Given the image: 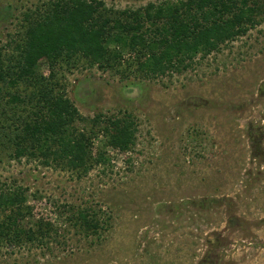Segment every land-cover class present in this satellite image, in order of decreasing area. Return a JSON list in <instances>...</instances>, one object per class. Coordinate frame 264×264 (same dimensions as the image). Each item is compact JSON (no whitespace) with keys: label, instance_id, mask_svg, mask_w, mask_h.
<instances>
[{"label":"rangeland","instance_id":"1","mask_svg":"<svg viewBox=\"0 0 264 264\" xmlns=\"http://www.w3.org/2000/svg\"><path fill=\"white\" fill-rule=\"evenodd\" d=\"M48 1L0 0V46ZM103 1L122 11L165 0ZM258 20L191 68L155 78L138 72L136 52L115 45L120 57L109 65L43 61L40 73L78 108L82 132L131 115L136 142L128 153L108 149L109 164L87 174L0 153V189L25 190L21 227L54 230L35 244L0 235V264H264V15ZM79 210L101 222L97 233L75 225ZM9 216L17 219L15 209L0 212V223Z\"/></svg>","mask_w":264,"mask_h":264},{"label":"trees","instance_id":"2","mask_svg":"<svg viewBox=\"0 0 264 264\" xmlns=\"http://www.w3.org/2000/svg\"><path fill=\"white\" fill-rule=\"evenodd\" d=\"M263 15L264 0H165L122 11L108 8L103 0H49L25 15L17 38L10 36L0 46V153L87 174L96 165L109 164L108 149L128 153L135 145V119L114 117L100 130L103 148L97 158L91 157L95 139L103 136L78 128L83 120L78 108L66 95L55 93L53 75L40 73L43 61L54 67L83 56L109 65L120 57L111 48L115 45L136 52L138 72L155 78L191 68L197 57L206 58L245 36ZM101 119L96 116L94 126ZM26 201L22 188L0 189V212L15 209L17 216L0 223V235L9 237L14 231L17 240L35 244L54 230L41 222L36 230L21 227ZM75 217V225L84 231L101 229L88 210L77 211Z\"/></svg>","mask_w":264,"mask_h":264}]
</instances>
